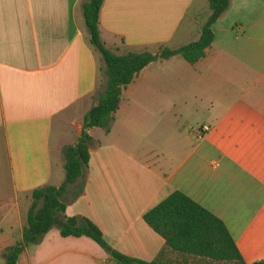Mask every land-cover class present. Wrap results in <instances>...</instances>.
<instances>
[{
	"label": "crops",
	"instance_id": "1",
	"mask_svg": "<svg viewBox=\"0 0 264 264\" xmlns=\"http://www.w3.org/2000/svg\"><path fill=\"white\" fill-rule=\"evenodd\" d=\"M87 1L0 0V264L23 239L33 192L64 183L63 149L106 90ZM208 6L105 0L101 37L122 55L176 50L200 39ZM213 31L199 63L160 60L123 90L110 132L89 131L87 173L64 195L67 218L89 219L127 257L152 263L166 250L144 216L182 192L226 225L247 264L264 262V0H231ZM179 256L166 251L161 263H188ZM18 264L120 263L55 228Z\"/></svg>",
	"mask_w": 264,
	"mask_h": 264
},
{
	"label": "trees",
	"instance_id": "2",
	"mask_svg": "<svg viewBox=\"0 0 264 264\" xmlns=\"http://www.w3.org/2000/svg\"><path fill=\"white\" fill-rule=\"evenodd\" d=\"M104 4L105 0H88L83 4V10L89 44L106 65V90L98 104L85 116L83 133L78 142L63 149L66 172L64 183L60 187L47 186L33 192L23 239L6 250V264H18L27 247L40 244L45 235L55 228L60 230L63 238H91L120 264H162L166 251L184 258L206 261L207 264H247L226 225L182 192L173 193L144 216L145 222L166 241V250L152 263L113 251L100 229L89 219L66 217L64 195L70 187L78 185L89 167L93 142L89 131L101 128L110 132L121 105L123 90L150 64L180 56L195 65L205 58L206 51L214 42L213 28L229 10L231 0H209L211 13L202 27L200 39L176 50L164 48L158 55L149 52L122 55L110 49L101 37ZM83 193L84 187L80 186L75 198Z\"/></svg>",
	"mask_w": 264,
	"mask_h": 264
},
{
	"label": "rangeland",
	"instance_id": "3",
	"mask_svg": "<svg viewBox=\"0 0 264 264\" xmlns=\"http://www.w3.org/2000/svg\"><path fill=\"white\" fill-rule=\"evenodd\" d=\"M208 12H209V6H208ZM184 258V257H183ZM181 256H179L177 259H183ZM188 263H185V264H207L206 261H199V260H196L194 258H184ZM183 263V261H182Z\"/></svg>",
	"mask_w": 264,
	"mask_h": 264
},
{
	"label": "built area",
	"instance_id": "4",
	"mask_svg": "<svg viewBox=\"0 0 264 264\" xmlns=\"http://www.w3.org/2000/svg\"><path fill=\"white\" fill-rule=\"evenodd\" d=\"M204 130H206V129H198V131L197 132H199V133H203L204 132Z\"/></svg>",
	"mask_w": 264,
	"mask_h": 264
}]
</instances>
